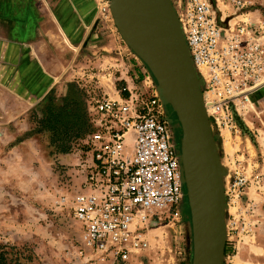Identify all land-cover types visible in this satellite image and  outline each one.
<instances>
[{
	"label": "rangeland",
	"instance_id": "obj_1",
	"mask_svg": "<svg viewBox=\"0 0 264 264\" xmlns=\"http://www.w3.org/2000/svg\"><path fill=\"white\" fill-rule=\"evenodd\" d=\"M61 1L58 17L52 0H0V244L27 264H102L59 200L83 180L79 162L95 102L126 98L144 89L147 76L158 83L121 36L111 0ZM206 1L221 25L231 22L222 26L229 32L246 23L264 31V0ZM171 3L179 20L183 0ZM33 12L50 17L41 30L28 28ZM72 13L80 26L64 19ZM251 93L235 129L209 119L226 181L223 264H264V84ZM157 94L182 161L181 124L160 87ZM239 175L246 185L236 197L229 188ZM191 193L184 182L178 207L150 228L149 248L131 264H158L157 256L161 264H192Z\"/></svg>",
	"mask_w": 264,
	"mask_h": 264
},
{
	"label": "built area",
	"instance_id": "obj_2",
	"mask_svg": "<svg viewBox=\"0 0 264 264\" xmlns=\"http://www.w3.org/2000/svg\"><path fill=\"white\" fill-rule=\"evenodd\" d=\"M179 23L209 119L235 129L238 107L264 84L263 26L226 32L206 0H183ZM144 84L126 98L95 102L89 150L79 162L83 180L59 200L102 264H131L149 248L150 228L171 216L183 196L173 130L149 76ZM245 185L239 175L229 189L237 197Z\"/></svg>",
	"mask_w": 264,
	"mask_h": 264
},
{
	"label": "water",
	"instance_id": "obj_3",
	"mask_svg": "<svg viewBox=\"0 0 264 264\" xmlns=\"http://www.w3.org/2000/svg\"><path fill=\"white\" fill-rule=\"evenodd\" d=\"M159 4L169 37L163 48L148 45L132 30L123 0H111V12L125 42L169 96L181 124L184 148L193 158L197 180L191 188L195 194L192 264H223L227 228L222 162L178 17L171 0H159Z\"/></svg>",
	"mask_w": 264,
	"mask_h": 264
},
{
	"label": "bare ground",
	"instance_id": "obj_4",
	"mask_svg": "<svg viewBox=\"0 0 264 264\" xmlns=\"http://www.w3.org/2000/svg\"><path fill=\"white\" fill-rule=\"evenodd\" d=\"M123 3H124L126 17L132 30L148 45L163 48L165 46L166 41L169 40V37L165 31L166 24L164 23V16H163L164 11L159 4V0H123ZM224 19L225 18H223L222 26L225 28L229 27L231 22L228 23ZM225 28L223 29L226 32H229V30ZM164 94L166 95L165 92ZM251 94L252 93H250V96ZM166 97L169 96L166 95ZM204 106L206 109L207 106L206 105ZM227 145H229L228 141L227 143H225V146ZM227 147H228L227 149H229L231 145ZM180 165H181L182 180L183 182L186 183V186H188V190L190 192L192 185L196 184L197 173L194 167L192 155L190 154L188 148L183 149L182 161H180ZM221 167H222V163H221ZM222 173H223V181L225 188L226 181L224 179L223 167H222ZM191 194H192L191 201H193L195 199V194L193 193V191ZM191 213H192V208H191ZM239 255H241V252L239 253Z\"/></svg>",
	"mask_w": 264,
	"mask_h": 264
},
{
	"label": "crops",
	"instance_id": "obj_5",
	"mask_svg": "<svg viewBox=\"0 0 264 264\" xmlns=\"http://www.w3.org/2000/svg\"><path fill=\"white\" fill-rule=\"evenodd\" d=\"M61 2H62L61 0H52V4L54 5L55 12L58 15V17L61 16V13H62V10H63V6L61 5ZM58 4H59V6H58ZM28 16H29V19H31L30 23L28 21V23H29L28 28H33L34 29L36 27V28L41 30V28H44L43 26L45 24V22H40L41 19H44V21H46L47 23H49V21H50V17L43 16V18H41V15L37 16V15L34 14V12L32 13V16H30V15H28ZM55 17H56V19H58L57 16H55ZM67 18H68V20H70L72 26H77V27L80 26L79 18L77 16H75L73 13L64 17V19H67ZM121 97H123V96L122 95L118 96V98H121ZM227 248H228V246L225 247V256H224V258L227 255ZM156 259L158 260L157 263L161 264L160 257L157 256ZM167 262H168V259H167L166 263ZM137 264H139V263H137Z\"/></svg>",
	"mask_w": 264,
	"mask_h": 264
},
{
	"label": "trees",
	"instance_id": "obj_6",
	"mask_svg": "<svg viewBox=\"0 0 264 264\" xmlns=\"http://www.w3.org/2000/svg\"><path fill=\"white\" fill-rule=\"evenodd\" d=\"M92 132L93 127L89 124V127L87 128V132ZM63 152H66L65 150ZM11 253L8 250V248L5 245L0 244V264H27L25 262H22L17 255V253L12 254V256H9Z\"/></svg>",
	"mask_w": 264,
	"mask_h": 264
}]
</instances>
